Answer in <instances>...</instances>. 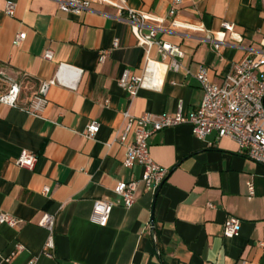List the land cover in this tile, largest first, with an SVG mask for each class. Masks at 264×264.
<instances>
[{"label": "crops", "instance_id": "crops-1", "mask_svg": "<svg viewBox=\"0 0 264 264\" xmlns=\"http://www.w3.org/2000/svg\"><path fill=\"white\" fill-rule=\"evenodd\" d=\"M174 1L98 0L75 15L54 0H0V96L9 90L6 79L22 85L18 107L0 102V211L21 220L18 227H0V251L7 257L17 244L24 246L0 264H264V166L230 138L212 133L200 140L190 124L157 132L150 150L169 170L166 181L155 193L140 183L131 208L114 192L142 176L141 166H123L125 114L171 115L179 101L189 114L203 100L195 77L200 67L220 85L248 48L253 57L261 54L262 0H181L170 18ZM7 2L16 4L14 16L5 13ZM125 9L145 14L144 34L157 28V40L179 48L178 69L156 45L147 53L138 44L120 18ZM224 22L234 23L244 41L217 52L203 37L221 31ZM19 33L27 36L17 46ZM116 39L120 47L113 49ZM48 49L51 61L44 58ZM60 64L82 70L77 87L50 86L48 105L30 113L34 96ZM126 69L144 78L135 97L119 86ZM63 78L71 81L75 73L64 71ZM93 121L100 130L89 138ZM24 150L38 156L33 170L16 164ZM98 199L119 201L104 227L90 220ZM45 214L56 218L51 257L43 253L48 231L39 225ZM230 216L241 220L232 238L224 236Z\"/></svg>", "mask_w": 264, "mask_h": 264}, {"label": "built area", "instance_id": "built-area-1", "mask_svg": "<svg viewBox=\"0 0 264 264\" xmlns=\"http://www.w3.org/2000/svg\"><path fill=\"white\" fill-rule=\"evenodd\" d=\"M58 3L60 10L79 15L92 8V3L98 0H54ZM181 0H175L171 6L168 16L173 18L177 13V6ZM264 7V0H262ZM125 13L120 16L130 23L132 31L138 40V44L144 47L149 53L153 45L158 47L159 53L163 59L171 58V66L178 69L180 66L178 58L182 57L177 46L161 42L156 39L158 29L154 28L149 34L142 32L145 27L146 16L143 12L125 9ZM16 4L7 2L5 13L14 16ZM26 33H19L14 40V44L19 46L26 39ZM203 40L212 44L214 50L219 52L222 47L230 45L233 41L240 45L243 43V36L236 31L234 23H222V30L219 32L208 31ZM262 50L259 56L253 57L251 49L249 55L242 61L236 63L232 71L225 77L222 84L218 85L212 82L209 69L200 67L195 75L204 95L201 106L185 114L183 103L179 101L177 110L171 115L158 116L153 113H145L140 117H134L125 114L127 120L124 132L122 133L120 143L125 146L126 152L123 159V166L131 168L135 165L142 167V176L140 180L119 183L115 189V194L120 198V202L125 208H131L136 203L135 192L140 183H143L146 190L155 193L166 181L169 170L162 167L153 159L149 139L157 132L170 127H176L182 124L192 126L193 135L204 140L208 135L216 133L218 138H230L238 144L239 150L248 159L264 166V72L260 68L264 65V38L261 42ZM120 42L116 39L113 43V49H118ZM111 51H103L100 55V62H104ZM53 51L48 49L44 58L53 60ZM64 71H72L75 78L71 81L63 78ZM82 70L76 69L70 65L60 64L55 76L42 84L39 92L34 96L29 108L32 114H40L48 105L47 91L50 86L63 85L70 89L77 87ZM0 80H3L0 76ZM9 82V90L0 96V102L10 107H18L19 97L22 92V85L17 80L6 79ZM4 81V80H3ZM144 78L134 75L130 70L123 71L119 86L125 90L131 97H135L138 90L143 86ZM100 130L98 122L93 121L88 127L87 136L93 138ZM38 160V156L29 150H24L16 159L19 167L33 170ZM45 190H48L46 188ZM250 193L253 194L252 184L249 185ZM118 201V202H119ZM112 200L98 199L94 202L91 222L106 226L109 222L112 210L118 203ZM56 218L54 215L45 214L39 225L48 231V238L44 245L43 253L49 257L51 251L55 248L54 227ZM21 220L0 211V227L3 225L12 228L18 227ZM241 220L230 216L224 223V236L228 238L236 237L240 233ZM24 246L17 244L13 252L3 257L0 251V259L9 262L13 256L22 252ZM33 259L29 264H35ZM243 264H248L243 262Z\"/></svg>", "mask_w": 264, "mask_h": 264}]
</instances>
